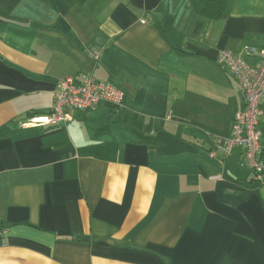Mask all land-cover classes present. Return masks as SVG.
<instances>
[{
	"label": "crops",
	"instance_id": "crops-1",
	"mask_svg": "<svg viewBox=\"0 0 264 264\" xmlns=\"http://www.w3.org/2000/svg\"><path fill=\"white\" fill-rule=\"evenodd\" d=\"M247 43L264 0L218 21L195 0H0V264H264L260 185L217 152L245 106L219 55ZM85 75L123 106L22 127Z\"/></svg>",
	"mask_w": 264,
	"mask_h": 264
},
{
	"label": "built area",
	"instance_id": "built-area-1",
	"mask_svg": "<svg viewBox=\"0 0 264 264\" xmlns=\"http://www.w3.org/2000/svg\"><path fill=\"white\" fill-rule=\"evenodd\" d=\"M219 62L238 82L245 106L236 114L232 135L217 139V152L227 156L240 148L242 163L252 172L264 197V156L260 128L264 116V47L247 43L238 54L225 50L220 53ZM125 98L123 89L112 83L100 82L92 76L64 78L58 82L49 113L32 117L22 123V127L66 126L74 119L76 111H94L101 103L121 107Z\"/></svg>",
	"mask_w": 264,
	"mask_h": 264
},
{
	"label": "trees",
	"instance_id": "trees-1",
	"mask_svg": "<svg viewBox=\"0 0 264 264\" xmlns=\"http://www.w3.org/2000/svg\"><path fill=\"white\" fill-rule=\"evenodd\" d=\"M201 7V15L211 21L223 19L229 0H195Z\"/></svg>",
	"mask_w": 264,
	"mask_h": 264
}]
</instances>
